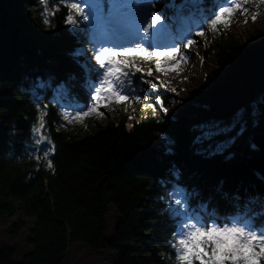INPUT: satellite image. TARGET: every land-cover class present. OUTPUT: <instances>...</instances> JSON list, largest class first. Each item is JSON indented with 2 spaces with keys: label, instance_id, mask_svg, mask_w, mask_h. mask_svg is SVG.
Here are the masks:
<instances>
[{
  "label": "trees",
  "instance_id": "16d2710c",
  "mask_svg": "<svg viewBox=\"0 0 264 264\" xmlns=\"http://www.w3.org/2000/svg\"><path fill=\"white\" fill-rule=\"evenodd\" d=\"M66 16L62 0H0V219L16 211L35 218L31 249L15 260L12 249L2 248L0 264H62L73 242L115 253L116 264H168L177 223L168 208L179 191L194 192L217 212L264 193V31L254 29L238 43L207 25L213 35L200 52L201 66L215 52V68L174 108L165 100L166 117L158 106L146 107L148 99H132L124 109L131 120L68 123L60 105L76 106L87 95ZM241 110L244 130L219 137L221 151L209 154L195 143L201 124H228ZM41 114L40 135L55 145L47 158L33 150ZM110 205L120 220L107 238Z\"/></svg>",
  "mask_w": 264,
  "mask_h": 264
},
{
  "label": "snow or ice",
  "instance_id": "6c2138e0",
  "mask_svg": "<svg viewBox=\"0 0 264 264\" xmlns=\"http://www.w3.org/2000/svg\"><path fill=\"white\" fill-rule=\"evenodd\" d=\"M159 2L161 0H108L109 7L107 9L103 8L102 0H96L99 5L96 8H93V4L89 0H77V2L71 3L70 7L75 9L82 19L88 20L94 16V13L97 14L96 24L101 27V33L96 38L97 42L93 43V52L98 53L94 56V60L100 67L96 68L95 64L92 67L94 70L93 79L99 81V87L95 88L94 96L89 94V98L93 101L90 107L87 105L83 107L60 105L61 109H65L63 111L65 121L83 123L86 118L93 115L102 118L103 113L99 111V108L107 102L120 104L135 99L139 103L142 97L137 93L144 91L142 87H138L140 84L157 89V84L146 79L143 75L144 70L138 67L142 59L167 56L172 57L177 65L181 61L187 62L188 57L180 52L176 44L171 45L169 51H149L150 48L160 47L154 41L161 35V28L164 27L161 20L166 16V13L163 9L159 12L155 9V5ZM251 2L252 0H222L218 14L213 11L205 18L209 21L208 27L213 32H218L221 26L227 29L238 10L241 15L249 12V9L244 5ZM255 2L264 4V0H255ZM48 3H51V0H48ZM168 3L174 6L175 0H168ZM84 5L93 8V11L86 14ZM186 6L188 14L191 15L200 10L201 3L200 0H181L177 10L179 18L184 17ZM258 14L257 11L251 15L253 22L257 19ZM43 15L44 24L49 25L47 8L44 9ZM51 15L54 16L55 12H52ZM213 16L214 18H212ZM245 22H247V18ZM65 23L73 26L74 30L78 27L77 21L71 13L66 16ZM200 27L203 28V24ZM196 35L204 36V31H198ZM193 43L192 39H187L184 46L187 48ZM156 68L162 70L159 63ZM136 73L142 75L134 81ZM147 76H152L151 70L147 72ZM59 88L60 86L57 85L56 90L59 91ZM156 99L160 107L167 112L163 100L159 96ZM57 103L59 102L57 101ZM39 106L37 103L38 108ZM44 107L46 109L47 105ZM85 107L87 110H84ZM146 107H153V105L148 104ZM69 108L71 111L66 110ZM245 118L246 115L241 110L233 114L228 124L222 125L218 121L201 124L199 134L194 138L195 143L206 146L205 150L209 154H214L213 148L216 152L221 151L225 143L220 142L218 138L231 133L238 126L242 132ZM44 127V114H41L39 127L32 129V133L38 135V138L35 139L36 148L33 150L42 151L44 157L47 158L50 152H54L55 145L48 137L40 135ZM128 127L131 128L132 125L129 124ZM42 144L45 145L44 148L40 147ZM49 144L52 145L50 149L46 147ZM36 159L39 160L40 157L37 156ZM47 166L53 167L51 159H48ZM225 195L230 196L231 194L225 193ZM236 199H240L239 195L236 196ZM174 205V207L169 206L168 212L177 221L173 227L170 243L171 249L176 255V264H264V193H261L259 200L253 194L252 198L243 206L246 211L243 209L239 212L234 211L232 215L226 216L223 220L213 215H189L190 205L186 199L177 198ZM255 205H258V210ZM181 217L184 218L181 219Z\"/></svg>",
  "mask_w": 264,
  "mask_h": 264
},
{
  "label": "rangeland",
  "instance_id": "374dc122",
  "mask_svg": "<svg viewBox=\"0 0 264 264\" xmlns=\"http://www.w3.org/2000/svg\"><path fill=\"white\" fill-rule=\"evenodd\" d=\"M89 2L93 4V8L99 6L97 5L96 0H89ZM213 2L215 3V7L219 8L222 0H213ZM106 4L108 5V2ZM157 5H159L160 7L167 4L164 3V0H161V2L157 3ZM157 5L155 6V9L158 11ZM244 7H247L249 9L248 13L241 15L240 10H238L227 29H224L222 26L219 28L220 34L224 35L227 33L231 35L232 38L235 39L238 43H241L245 38H247L254 31V29H260L264 31V4H257L255 0H252L251 3L244 5ZM85 9L86 8H84V11ZM68 11V13H71L73 18L78 21V23L79 18L82 22L83 19L79 14H77L75 9H72L70 7ZM257 11L259 13L258 17L255 22H253L251 19V15ZM218 12L219 9L216 13ZM85 13H88L87 9ZM246 18L247 22H245ZM165 20L166 19L161 20V24L164 26L163 28H161V34L166 32L168 34V40L165 43L159 44V48H150L149 51H169L170 46L176 44V46L180 49V52L188 57L187 62L185 63L181 61L180 64L177 65L176 61L172 57L167 56L152 57L147 60L142 59L139 62L138 67L144 70L143 75L145 76V78L152 80L157 84L158 87L157 89H151L146 84L138 87H142L144 89L143 93L145 95H148L151 98L152 96H159L163 101L167 100L168 105L170 104V106L174 108L180 103L182 99L186 97L189 90L196 88V86L201 82V79L207 72L215 68V52L209 54V57H207L205 63L203 64L204 67H202L200 52L210 41L213 34L209 30H205V28H201L200 25L195 24L194 30L199 29V31H204V36L193 38L192 40L194 41V43L192 44V46L186 48L184 45L180 46L179 44V39L183 40L186 37L174 36V30L167 27L168 25H166ZM82 24L83 22L80 25ZM165 27L166 29L164 30ZM75 30L81 32L82 27L79 26L75 28ZM88 36L92 37L90 31H88ZM142 46L146 47L147 45ZM89 62L93 63L94 61L91 60ZM89 62H85L86 65H88ZM157 63H159L160 65H164L162 70H157ZM149 70L152 71L151 77L147 76V72ZM155 71H157L158 74H156ZM90 85L91 87L89 89L91 90V96H94L95 88L99 87V81L92 79L91 82L89 80L87 82V87H89ZM172 89H175V91H172ZM126 102L127 101L120 104H116L115 102H107L105 104H102V106L99 108V111L103 113L102 118H115L120 115H124L128 120H131L133 117L132 114H130V110H124L126 108ZM148 104H155L156 106H158L161 110L160 113L165 117L168 116L170 112L169 110L165 112L163 108L160 107V104L157 102V100L153 101V99H151L150 103ZM91 117L97 118L95 115ZM188 213L189 215H193L192 211L190 210L188 211ZM196 215H200V213H197ZM119 220L120 217L116 213L114 207L110 205L107 209V214L104 219V233L107 238H110L113 235L114 228ZM34 221V217L24 216L18 211H16L13 216L7 219H0V249L5 247L12 249L14 251L15 260H20L21 257L31 249L27 241L30 234V228L32 227ZM116 262L117 255L107 249L94 251L83 243L73 242L69 244L62 264H116ZM166 262L168 264H172L173 260L169 257H166Z\"/></svg>",
  "mask_w": 264,
  "mask_h": 264
},
{
  "label": "bare ground",
  "instance_id": "6f19581e",
  "mask_svg": "<svg viewBox=\"0 0 264 264\" xmlns=\"http://www.w3.org/2000/svg\"><path fill=\"white\" fill-rule=\"evenodd\" d=\"M97 27V26H96ZM189 69V68H188ZM43 145V144H42ZM42 145L40 146L42 148ZM215 210V209H214ZM235 210L232 209V207L230 206H225L224 207V211H218L217 213L220 215V216H223V217H226V216H230L232 214H230L229 212H232L234 213ZM238 212V211H237ZM210 215H212L213 212H209ZM227 213V214H226Z\"/></svg>",
  "mask_w": 264,
  "mask_h": 264
}]
</instances>
